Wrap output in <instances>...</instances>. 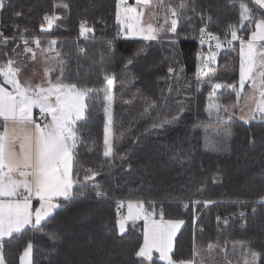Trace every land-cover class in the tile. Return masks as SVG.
Segmentation results:
<instances>
[{
  "label": "trees",
  "instance_id": "1",
  "mask_svg": "<svg viewBox=\"0 0 264 264\" xmlns=\"http://www.w3.org/2000/svg\"><path fill=\"white\" fill-rule=\"evenodd\" d=\"M174 2L179 5L181 0ZM183 2L187 11L176 34L144 43L118 35L116 0H2L0 33L9 39L6 45L0 42V60H22L24 39H57L69 81L79 77V83L99 89L105 84L102 68L115 74L113 119L116 135L124 133L116 148L118 158L103 163V93L93 95L89 103L94 107L77 122L76 170L80 181L87 168L99 169V175L85 182V196L57 210L43 228L6 237L1 249L6 264H18L29 242L33 264H141L135 252L143 242V220L128 222L123 234L116 226L117 207L126 201L143 202L149 211V202H154L156 218L162 210L165 219L184 221L174 238L176 259L190 258L194 243L218 242L231 256L233 246L244 242L264 260V204L258 203L264 196V122L244 123L225 114L223 120L210 117L206 108L213 89L207 81L197 80L201 56L209 53L197 41L200 28L222 38L229 24L239 27V0ZM249 3L257 14L264 12ZM64 4L66 9L59 6ZM53 12L59 19L49 33L41 32L45 14ZM82 20L93 28L86 36H80ZM253 28L246 22L238 35L246 39ZM142 47L144 51L126 67L128 58ZM209 67L217 73L215 82L237 85L239 42L222 46ZM215 95L221 104L236 101L231 89H218ZM146 101L156 107L142 115ZM163 119L172 122L153 127ZM224 129L231 135H220ZM94 183L106 195L97 197ZM153 261L164 264L158 257Z\"/></svg>",
  "mask_w": 264,
  "mask_h": 264
},
{
  "label": "snow or ice",
  "instance_id": "2",
  "mask_svg": "<svg viewBox=\"0 0 264 264\" xmlns=\"http://www.w3.org/2000/svg\"><path fill=\"white\" fill-rule=\"evenodd\" d=\"M229 2L235 4L236 0ZM251 4L258 9H264V0H251ZM2 6L0 0V7ZM59 6L65 9L68 7L66 4ZM149 7L155 10L153 17L158 21L155 24L143 22L145 9ZM186 11L187 5L183 0L179 5L174 0H135V6L128 5L127 0H117L116 19L121 25L118 35L140 37L144 41L161 40L167 33L176 34L178 21ZM160 18L163 20L162 23L159 22ZM58 19L55 12L44 16L48 29H51ZM210 19V16L207 17V20ZM246 22L249 28L254 25V30L247 39L238 35ZM79 28L80 36L93 32V28L87 25L86 20L80 22ZM41 29H44L43 24ZM199 31L200 43L204 44L206 39L216 41V49L227 46L232 41L239 40L240 43L238 87L233 83L215 82L217 73L209 65L216 61L217 53L212 50L211 44L209 53L201 56L197 80L207 81L213 89L206 108L208 115L223 120L224 113L234 114L230 110L240 108L241 119L245 123L253 120L264 122V12L257 14L250 6L249 0H239V27L236 24H229L224 33V41L211 31H207L206 27H201ZM229 33L231 40L227 39ZM8 39L0 33V42L6 45ZM32 42L44 53L55 52V57H46L45 63L47 59H55L61 70L53 77L55 69L46 66L45 79L33 84L31 81H21L23 65L14 57H9L6 61L0 60V249L3 248L6 237L14 238V234L22 233L29 228L33 230L43 228L57 210L66 209L72 201L85 196L83 189L88 187L85 182L95 180L99 175V169L87 168L84 170V181H80L77 178L79 172L76 170L75 153L79 141L77 122L83 120L94 107V104L89 103L93 95L99 96L103 93L106 118L103 163H111L118 158L115 154L116 148L124 138L122 131L119 136L116 135L113 119L115 74L102 68L105 84L99 89L89 87L87 83H79V77L77 81H69L63 71L61 53L54 47L57 41L54 39L48 41L46 48H41V41L38 38H33ZM23 43L24 53H31L30 59L35 60L36 53L28 46L29 41L24 39ZM143 51V47L138 49L128 58L125 66L132 65ZM168 71L173 72V68L170 66ZM246 84L252 91L251 95L245 93ZM222 88L231 89L235 93V103L218 102L215 91ZM242 97L246 104L249 102L253 104L247 111L240 106L239 101ZM155 107V104L146 101L142 115L148 114ZM34 108H38L43 117L49 118L43 126L34 121ZM172 119L176 120L178 117ZM171 122L163 119L159 123H154L153 127L164 128ZM220 135L229 136L231 131L224 129ZM249 143H254V138H250ZM92 187L96 189L97 197L106 195L101 185L94 183ZM34 200L38 201V207L34 206ZM211 203L213 202L204 201L205 205ZM258 203L264 204V196L260 197ZM149 204L152 206L151 211L145 208L143 202L130 201L127 204V215L119 216L116 220V226L121 234L126 232L128 222L134 224L137 220L144 221L143 242L135 252L141 264L143 261L155 264L154 253L159 254V260L164 264H209L217 249L225 253L228 264H258V261L264 264L261 254L244 242H240L238 247L233 246L231 256L227 254L226 245L222 247L218 242H209L206 246L194 243L190 258L176 259L173 252L174 238L184 221L166 220L162 210L157 219L154 202ZM240 215L243 217L245 214L241 212ZM217 220L219 221L220 217H217ZM224 223H227V219ZM32 251L33 244L29 242L19 257L20 264H33ZM0 264H6L2 251Z\"/></svg>",
  "mask_w": 264,
  "mask_h": 264
},
{
  "label": "rangeland",
  "instance_id": "3",
  "mask_svg": "<svg viewBox=\"0 0 264 264\" xmlns=\"http://www.w3.org/2000/svg\"><path fill=\"white\" fill-rule=\"evenodd\" d=\"M127 2H128V5L135 6V0H127ZM116 4H117V0H116ZM154 11L155 10L153 8H151V7L145 9V14H144V16L142 18L143 22L145 24H147V23L155 24V23L158 22L157 19H155L153 17V12ZM115 19H116V16H115ZM116 22L118 23L119 30H120L121 25L117 21V19H116ZM159 22L160 23L163 22L162 18H160ZM166 35H169V34L167 33ZM247 35H249V34H247ZM121 36L123 38H126V39L142 40L140 37H126V36H123V35H121ZM35 38H37V37H35ZM247 38H248V36L246 37V39ZM38 39L41 41V48L48 47V41L53 40L52 37H41V38H38ZM27 40L29 41V45L28 46L31 47L36 53V59L35 60L30 59L31 53H24L25 45L23 43V45L20 48V53H19V54L23 55L22 56V60H20V61L17 60L21 65H23V71H22V73L20 75L21 81H31L33 84L42 82L45 79L44 69H45L46 66H49V67H52V68L55 69V73L53 74V77L55 75H58L60 70H61V68H60V65L57 63V61L55 59H47V63H45V58L46 57H55V52L44 53V52L41 51L40 48L36 47L35 43L32 42L33 38H29ZM54 40L57 41V39H54ZM143 42L144 43H148L150 41H144L143 40ZM59 46H61V44L58 45V43H56V45L54 46L57 51L60 50ZM239 51H240V43H239ZM60 53H61V51H60ZM61 58L63 60V54H61ZM237 87H238V83H237ZM245 93H247L249 95L252 94V91L248 87L247 84H246V87H245ZM235 102L236 101H233V102H230L229 104H232V103H235ZM239 103H240L241 108L244 109V111H247L249 108H251L253 106V104L251 102L246 104L243 97L240 99ZM230 112H232L234 114H229V113H224V114L226 116H232V117L236 118L237 120L245 123V121L241 119V110H240V108L231 109ZM128 202H130V201L123 202L122 205H123L124 212H123V214H121L119 216H126L127 215V212H128L127 204H128ZM132 202H134V201H132ZM38 206H39V204H38ZM126 228H127V225H126ZM24 248L22 249L20 255L22 254ZM0 251H1V249H0ZM20 255H19V257H20ZM155 256H157L159 258V254L155 255ZM153 257H154V255H153ZM18 264H20V260L19 259H18ZM143 264H149V262L148 261H143ZM209 264H228V261L225 259L224 252H221L219 249H217L213 253V256L210 259Z\"/></svg>",
  "mask_w": 264,
  "mask_h": 264
},
{
  "label": "built area",
  "instance_id": "4",
  "mask_svg": "<svg viewBox=\"0 0 264 264\" xmlns=\"http://www.w3.org/2000/svg\"><path fill=\"white\" fill-rule=\"evenodd\" d=\"M215 35H216V34H215ZM220 39H221V41H224V40H225V37H222V38L220 37ZM227 39H228V40H231L230 37H227ZM197 41L200 42V36H199V38L197 39ZM236 41H237V40H236ZM236 41H232L231 44L234 43V42H236ZM238 41H239V40H238ZM210 44H211L212 50L215 51V52L217 53V52L219 51V49H216V48H215L216 41H208V40L206 39V42L204 43V45H206V46L208 47V51H209V45H210ZM231 44H228L226 47L228 48ZM47 119H49V118H45V117H43L42 114L40 113V111H37V112L35 113V115H34V121H35L36 123H40L42 126H43L44 123L47 122ZM120 205H121V204H120ZM118 206H119V205H118ZM123 212H124L123 206H122V207H117V214H118V215L123 214Z\"/></svg>",
  "mask_w": 264,
  "mask_h": 264
},
{
  "label": "crops",
  "instance_id": "5",
  "mask_svg": "<svg viewBox=\"0 0 264 264\" xmlns=\"http://www.w3.org/2000/svg\"><path fill=\"white\" fill-rule=\"evenodd\" d=\"M253 30H254V28H253ZM249 35H250V33H249ZM249 35H248V36H249ZM37 111H39L38 108H34V109H33V119H34V115H35V113H36ZM33 204H34V206L37 207L39 203H38V201H35V200H34V201H33ZM157 219H158V218H157ZM166 220H167V219H166ZM143 223H144V221H143ZM153 255H154V257H157V256H155V255H158V253H154ZM154 257H153V258H154Z\"/></svg>",
  "mask_w": 264,
  "mask_h": 264
},
{
  "label": "water",
  "instance_id": "6",
  "mask_svg": "<svg viewBox=\"0 0 264 264\" xmlns=\"http://www.w3.org/2000/svg\"><path fill=\"white\" fill-rule=\"evenodd\" d=\"M51 29H52V28H51ZM51 29H48V28H47V25H44V29L42 30V29H41V25H40V31H41V32L49 33V32L51 31Z\"/></svg>",
  "mask_w": 264,
  "mask_h": 264
},
{
  "label": "bare ground",
  "instance_id": "7",
  "mask_svg": "<svg viewBox=\"0 0 264 264\" xmlns=\"http://www.w3.org/2000/svg\"><path fill=\"white\" fill-rule=\"evenodd\" d=\"M119 216V215H118Z\"/></svg>",
  "mask_w": 264,
  "mask_h": 264
}]
</instances>
